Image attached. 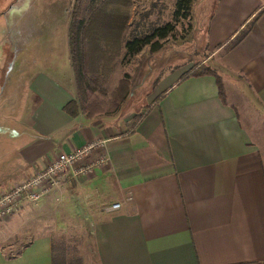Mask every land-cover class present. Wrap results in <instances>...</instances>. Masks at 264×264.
<instances>
[{
    "label": "crops",
    "instance_id": "obj_1",
    "mask_svg": "<svg viewBox=\"0 0 264 264\" xmlns=\"http://www.w3.org/2000/svg\"><path fill=\"white\" fill-rule=\"evenodd\" d=\"M255 15L246 35L225 48ZM206 42L225 102L212 76L166 75L129 132L87 118L78 104L76 115L63 110L78 100L69 41L68 79L41 70L11 79L8 70L0 90V191L93 142L42 196L43 204L57 197L97 217L86 264H264V0H216ZM86 165L90 173L74 174ZM25 213L0 220V264H65L45 226L16 253L4 251Z\"/></svg>",
    "mask_w": 264,
    "mask_h": 264
},
{
    "label": "rangeland",
    "instance_id": "obj_2",
    "mask_svg": "<svg viewBox=\"0 0 264 264\" xmlns=\"http://www.w3.org/2000/svg\"><path fill=\"white\" fill-rule=\"evenodd\" d=\"M74 1L0 0V90L8 70L11 79H32L40 70L52 72L58 79L69 78L71 69L65 54L72 15L77 22L90 21L78 32L81 74L77 98L84 114L116 130L131 131L137 118L157 101L159 79L188 74L197 63L216 66L213 57L207 58L210 50L206 42L207 23L216 0L193 1L187 18L173 17L175 0H129L127 6L124 0H93L94 6L87 5L88 0ZM166 23L171 24L172 31L165 38L150 40L159 45V50H150L155 46L149 43L134 56L124 54V40L132 31L149 34L151 27ZM45 52L50 60L41 55ZM17 54L18 60L10 70ZM46 193L36 201L24 202L6 217L28 210L14 232L23 241L15 237L4 251L16 253L40 226H45L53 235L56 254L65 258V264L90 262V230L97 217L85 206H64L57 197L43 204Z\"/></svg>",
    "mask_w": 264,
    "mask_h": 264
},
{
    "label": "trees",
    "instance_id": "obj_3",
    "mask_svg": "<svg viewBox=\"0 0 264 264\" xmlns=\"http://www.w3.org/2000/svg\"><path fill=\"white\" fill-rule=\"evenodd\" d=\"M195 0H175L174 1V9H173V17H181V18H187L190 15L191 11V4ZM78 0H75L74 3H77ZM129 3V0H124V6H127ZM87 5H95L93 0H88ZM259 14V13H258ZM258 15H255L253 19H251L242 30H240L228 43H227V49L232 47L233 45L237 44L248 32L250 29V26L252 22L255 20V18ZM91 18V17H90ZM90 18H88L90 20ZM78 20V19H77ZM89 22L87 19L83 23L81 21H76L75 15L71 16V21L68 29V41H69V51H70V57H71V63H72V68L74 72V76L76 79V83L78 82V79L80 78V66L78 63V32H79V27L84 24V26L89 25ZM127 20L124 17V25L126 24ZM173 27L171 26L170 23H166L162 26L155 27V28H150L151 32L149 34H142V33H130L127 38L124 40V54L127 56H134L137 54L145 45L151 43V38H165L166 35L171 32ZM156 43H151V46H155ZM152 51L159 50V45H156L152 49ZM212 76L215 81H216V86L218 90V96L220 99L225 102V91L224 87L222 85V74L221 72L216 68V67H211L208 64L204 63H197L192 66L191 72L188 74H184L180 77V79H183L185 76ZM79 100V99H78ZM77 104L80 106V111L84 113V107L82 105V102L79 100V103H77L74 100H70L63 106V110L69 114L70 116L76 115L77 114ZM87 118H89L88 114H85ZM141 116L137 118L140 119ZM138 122V121H137ZM61 262H64V257L61 259ZM59 260V261H60Z\"/></svg>",
    "mask_w": 264,
    "mask_h": 264
},
{
    "label": "built area",
    "instance_id": "obj_4",
    "mask_svg": "<svg viewBox=\"0 0 264 264\" xmlns=\"http://www.w3.org/2000/svg\"><path fill=\"white\" fill-rule=\"evenodd\" d=\"M88 143L70 153H58L44 169L37 171L28 178L0 191V220L8 217L23 201H36L46 188L57 185L61 174L74 167L94 147ZM92 171V165L80 166L74 174H85ZM119 203H112L110 209H116Z\"/></svg>",
    "mask_w": 264,
    "mask_h": 264
}]
</instances>
